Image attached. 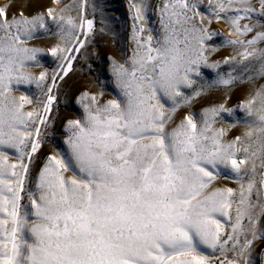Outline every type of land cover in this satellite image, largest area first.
<instances>
[{
  "label": "snow or ice",
  "instance_id": "6c2138e0",
  "mask_svg": "<svg viewBox=\"0 0 264 264\" xmlns=\"http://www.w3.org/2000/svg\"><path fill=\"white\" fill-rule=\"evenodd\" d=\"M109 12L0 0V264H264V0Z\"/></svg>",
  "mask_w": 264,
  "mask_h": 264
},
{
  "label": "rangeland",
  "instance_id": "374dc122",
  "mask_svg": "<svg viewBox=\"0 0 264 264\" xmlns=\"http://www.w3.org/2000/svg\"><path fill=\"white\" fill-rule=\"evenodd\" d=\"M107 6L110 9L109 14L114 15L118 18V21L114 25L115 30L119 33V37L117 41L114 43L109 37H103L98 36L95 40V51L98 53V55L103 58L109 55H112L116 58H119V53L121 49L126 50L127 49V33H128V26L130 24V21L127 19L128 12H127V0H107ZM213 27L217 30L224 32L225 35H227L226 29L222 24H213ZM91 51V49H90ZM230 49H221L219 55L220 56L228 54ZM93 67L100 69L103 73V77L107 78V64L102 59L97 62L96 60L92 61ZM78 68L79 65H76ZM84 84V78L81 76L79 72H76L75 74H72L70 79L67 82V86L65 88V91L68 93V95H72L77 89L82 87ZM245 95V89L243 88H237L232 93V98L230 100V105L237 103L243 96ZM212 100H218L219 95L214 94L211 97ZM199 106H197L198 108ZM78 112V109L75 108L74 105L71 107H64L61 106V116H75ZM238 134V131L237 133Z\"/></svg>",
  "mask_w": 264,
  "mask_h": 264
}]
</instances>
